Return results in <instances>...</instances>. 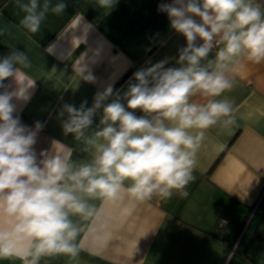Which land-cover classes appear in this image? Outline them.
<instances>
[{
  "label": "crops",
  "instance_id": "obj_1",
  "mask_svg": "<svg viewBox=\"0 0 264 264\" xmlns=\"http://www.w3.org/2000/svg\"><path fill=\"white\" fill-rule=\"evenodd\" d=\"M64 2V13L49 12L40 31L32 34L20 26L24 13L14 0H0V58L15 49L31 61V68L22 69L29 83L35 81L27 90L29 99L11 102L22 125L29 129L37 122L43 125L33 146L38 160L55 140L72 148L73 160L87 162L89 156L74 136L63 132L67 119V113L60 115L63 106L79 108L87 101L85 107H91L96 93L109 87L112 96L105 103L111 102L134 82L138 70L165 59L169 61L165 67L178 66L175 60L186 40L170 27L156 0H117L111 10L99 7L96 0ZM78 59H83L85 74L90 73L93 81L81 79L78 69L73 70ZM226 74L233 88L216 99L234 101L236 122L205 131L188 195L174 191L170 199L136 201L124 194L115 201L90 200L97 214L87 221L73 217L84 227L77 239L81 245L77 260L55 254L42 257L40 264H264V62L241 57ZM0 85V92L19 87L13 77ZM193 99L206 102L200 96ZM102 113V108L97 111L90 131L96 130ZM135 114L143 115L139 109ZM223 219L229 224L217 227ZM14 224L0 209V231L11 232ZM13 242L27 245L26 239ZM0 264L22 261L4 257Z\"/></svg>",
  "mask_w": 264,
  "mask_h": 264
},
{
  "label": "clouds",
  "instance_id": "obj_2",
  "mask_svg": "<svg viewBox=\"0 0 264 264\" xmlns=\"http://www.w3.org/2000/svg\"><path fill=\"white\" fill-rule=\"evenodd\" d=\"M14 2L24 13L20 26L32 34L40 31L49 12L61 15L67 7L64 0ZM96 2L111 10L117 0ZM158 11L166 12L170 27L185 37L186 46L175 60L178 66L165 67V59L138 70L123 95L109 103L111 87L96 93L91 107H85L87 101L79 108L63 106V132L74 136L88 154L87 162L73 160L72 148L55 140L38 160L33 146L43 125H22L11 102L29 99L26 93L35 81L29 83L22 69L31 68V61L15 49L0 58V82L13 77L19 85L16 91L0 92V209L15 221L11 232L0 231V258L40 264L44 256L64 254L77 260V239L84 231L79 221L98 211L90 200L115 201L124 194L136 201L170 199L174 191L186 197L205 131L235 124L234 101L216 98L233 88L226 73L239 58L264 62V2L172 0ZM82 61L78 59L73 70L91 82L94 77L85 74ZM196 96L206 102H196ZM101 108L99 125L90 131ZM137 109L143 115L137 116ZM24 239L26 246L13 242Z\"/></svg>",
  "mask_w": 264,
  "mask_h": 264
},
{
  "label": "built area",
  "instance_id": "obj_3",
  "mask_svg": "<svg viewBox=\"0 0 264 264\" xmlns=\"http://www.w3.org/2000/svg\"><path fill=\"white\" fill-rule=\"evenodd\" d=\"M156 1H157L158 6L163 4V3H171L169 0H156ZM226 225H228V223L225 219L218 221V227L224 228V226H226ZM234 253H235V250L232 251L231 255H233Z\"/></svg>",
  "mask_w": 264,
  "mask_h": 264
},
{
  "label": "trees",
  "instance_id": "obj_4",
  "mask_svg": "<svg viewBox=\"0 0 264 264\" xmlns=\"http://www.w3.org/2000/svg\"><path fill=\"white\" fill-rule=\"evenodd\" d=\"M8 0H2V3H5V2H7ZM128 75H130V72L127 74V75H125L121 80H120V82L121 81H123L126 77H128ZM120 82H119V84H120ZM118 84V85H119ZM218 162V161H217ZM217 162H216V164H217ZM228 223V222H227ZM229 224V223H228ZM217 227H218V224H217Z\"/></svg>",
  "mask_w": 264,
  "mask_h": 264
}]
</instances>
